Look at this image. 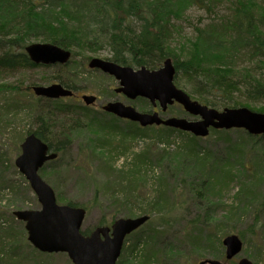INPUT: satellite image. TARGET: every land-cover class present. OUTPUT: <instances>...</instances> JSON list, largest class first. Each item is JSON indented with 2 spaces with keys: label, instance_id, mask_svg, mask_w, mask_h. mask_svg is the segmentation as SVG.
Here are the masks:
<instances>
[{
  "label": "rangeland",
  "instance_id": "rangeland-1",
  "mask_svg": "<svg viewBox=\"0 0 264 264\" xmlns=\"http://www.w3.org/2000/svg\"><path fill=\"white\" fill-rule=\"evenodd\" d=\"M211 1L213 3L208 8L186 5L181 9L180 16L173 19L175 26L171 29L169 42L174 53L183 60L191 62L193 59L191 44L197 28L231 15L237 0ZM242 1L252 3L251 9L256 15L264 13V0ZM31 42L42 41L33 39L26 44ZM70 52V60L64 65L19 67L11 71L0 69V264H72L65 253L49 254L34 248L27 240L24 222L13 214L16 210L40 209V203L29 182L15 166V159L21 152L20 144L26 134L39 127L38 116L43 113L49 118L45 124L46 134L53 145L60 147V151L57 158L45 163L38 173L51 186L58 203L67 204L72 201L85 208L83 230H92L101 221L139 216L147 210L148 221L126 237L125 246L127 240L134 237L140 238V243L137 252L131 256L123 257L121 254L123 264H136L141 258L139 252L144 254L149 251L142 243L149 236L150 249L154 253L151 264H198L206 258L225 261L222 244V248L207 245V230L213 232L212 239L220 236L222 240L224 236L233 233L241 238V251L228 263H235L245 257L254 264H264L260 236H253L248 231L254 217L253 207L242 199L241 192L237 194L241 187L248 188L250 181L249 175L241 171V166L248 164L252 167V164L247 160H238L236 162L239 167L235 165L234 156L227 159V153L237 154L235 151L238 149L233 150L232 146L235 144L236 148L238 142L245 143L248 150L253 149L255 155L260 143L257 138L252 140L243 129H236L238 131H231L228 135L209 133L200 138L197 147L209 153V163L233 171L229 180L220 183V186L216 185L212 191H209L208 183L217 175V170L212 172L214 168L209 163L205 167L206 171L199 170L194 162L178 150L177 147L184 141V136L178 132L162 135L159 139L150 135L153 132L134 140L127 139L125 150L118 148V151H124L125 156L120 154L116 157L115 153L108 155L104 150H95L94 144H100L99 130L91 124V116L100 120L113 117L120 130L130 126L129 121L104 113L100 106L105 102L119 100L134 106L138 111H151L155 108L160 111V108L153 107L147 99L130 100L115 93L112 88L117 81L112 76L87 67L92 57L111 58L112 53L107 45L93 46L92 49L75 48ZM236 61L238 69L255 66V62L248 58H237ZM260 74L264 78V65ZM60 78L70 82L80 95L86 93L99 96L96 104L84 112L76 109L84 106L80 97L47 100L34 96L31 91L34 85L59 82ZM174 84L196 100L190 93L191 85L185 76L180 75L174 79ZM235 94L241 103H247L243 106L262 112L260 109L264 108V99L252 102L240 93ZM180 110L182 107L175 103L161 114L198 118L183 110V115H179ZM114 123V119H110V126ZM69 126L71 129H68ZM144 147H149L144 168L147 171L143 172L144 176L131 192L123 175L129 169L126 165L129 159L125 157ZM260 168L256 194L257 198L264 200V163ZM158 179L163 182L165 191L160 197V192H156ZM255 231L260 232L258 227H255ZM240 233H243V238ZM198 241V249H195Z\"/></svg>",
  "mask_w": 264,
  "mask_h": 264
},
{
  "label": "trees",
  "instance_id": "trees-1",
  "mask_svg": "<svg viewBox=\"0 0 264 264\" xmlns=\"http://www.w3.org/2000/svg\"><path fill=\"white\" fill-rule=\"evenodd\" d=\"M212 3L211 0H0V69L11 71L19 67L39 66L32 63L24 51H18L24 49L26 43L33 39L50 42L67 50L84 47L92 49L93 46L107 45L112 53L109 60L121 65L156 69L166 58H171L175 68L174 79L180 75L185 76L191 85L190 93L197 101L209 107L222 109L247 105L246 102L241 103L235 93L242 94L249 101L259 102L264 99V78L260 74L264 65V13L256 15L251 9L252 3L237 0L231 15L224 17L220 22L197 28V34L191 44L193 52L191 62L176 55L170 45L171 20L177 19L186 5L194 4L208 8ZM243 57L254 61L255 66H243L238 69L235 66L236 59ZM59 82L67 88L76 90L70 82L61 78ZM87 108L79 106L76 109L85 112ZM260 110L263 112L264 108ZM46 115L43 113L38 116L39 127L33 132L45 141L51 150L58 153L60 147L53 145L46 134L45 124L49 121ZM179 115H183L182 110ZM90 118L91 124L99 130L100 144H94L95 150L101 149V152L105 151L104 153L108 155L115 153L116 157L120 154L125 156L124 151H118V148L122 147L125 150L127 139L134 140L150 132H153L150 134L153 138L159 139L162 135L178 132L184 136L182 137L184 141L177 149L194 162L199 170L206 171L209 153L197 147L199 137L169 127L142 128L130 122L127 129L120 130L113 117L108 120H100L95 116ZM110 119H114L113 126L109 124ZM68 129H71V126ZM231 131L238 130L211 129L210 133L228 135ZM248 136L252 140L257 138L260 142L255 155L253 149L248 150L245 143L238 142L236 148L235 144L232 146L233 150L238 149L235 151L237 154L227 153V159L234 156V162L247 160L252 164V167L248 164L241 166V171L249 175L250 181L248 188L241 187L237 194L241 192L242 199L253 207L254 217L248 231L253 236H260L259 244H262L264 249V200L257 198L256 194L259 172L262 169L259 167L264 163V134ZM148 149L149 147H144L139 152L125 157L129 159V163L126 164L129 169L123 175L131 187V192L144 176L143 172L147 171L144 168L147 164ZM209 164L214 168L212 172L217 170V175L211 172V175H214L213 180L207 181L209 191H212L216 185L220 186V183L229 180L233 171L224 170V166H216L212 162ZM235 165L240 167L237 162ZM156 185V192H160L158 197L164 195L163 182L158 179ZM67 204L77 206L72 201H68ZM142 212L146 214L147 210ZM113 220L101 221L98 225H109ZM255 227H258L259 233L255 231ZM89 232V229L83 230L84 234ZM212 235L213 232L207 230L205 236L207 245L222 248L220 236L212 239ZM240 236L243 238V233H240ZM150 239L149 236L142 241L149 251L144 254L139 252L141 258L136 264L152 263L154 253L150 249ZM127 241L131 243L126 242V246L123 245V252L121 251L123 257L137 252L140 238L134 237ZM198 245L199 241L194 248L198 249ZM215 253L219 256V253ZM120 256L116 264H123Z\"/></svg>",
  "mask_w": 264,
  "mask_h": 264
},
{
  "label": "water",
  "instance_id": "water-1",
  "mask_svg": "<svg viewBox=\"0 0 264 264\" xmlns=\"http://www.w3.org/2000/svg\"><path fill=\"white\" fill-rule=\"evenodd\" d=\"M29 59L35 64H65L71 52L50 42H31L24 48ZM90 69H98L112 75L118 81L115 92L129 99L143 97L161 111L168 105L178 103L183 110L197 119L186 117H162L159 112L138 111L130 104L118 100L108 101L102 110L119 118L137 122L140 126L164 125L188 132L196 137H205L212 129H244L249 134H264V112H256L248 107H224L216 109L192 99L184 90L174 84L175 68L171 58H166L156 69L145 66L133 68L114 61L92 57L88 60ZM36 96L56 99L73 95V91L60 83L34 85L31 87ZM85 105L95 102L93 94L81 96ZM21 152L15 159L18 168L34 191L40 209L16 210L13 212L22 220L27 232V240L41 252L66 253L72 264H116L125 237L142 226L149 216L119 217L110 226H95L88 234L81 230L86 210L81 206L59 204L51 186L46 183L38 170L47 161L54 160L57 153L51 151L46 142L34 132L25 136L20 144ZM224 257L231 260L242 249L243 242L237 234L222 238ZM198 264H230L218 259L206 258ZM235 264H254L242 257Z\"/></svg>",
  "mask_w": 264,
  "mask_h": 264
},
{
  "label": "flooded vegetation",
  "instance_id": "flooded-vegetation-1",
  "mask_svg": "<svg viewBox=\"0 0 264 264\" xmlns=\"http://www.w3.org/2000/svg\"><path fill=\"white\" fill-rule=\"evenodd\" d=\"M117 85L118 84H116L112 89L114 90L116 87H117ZM115 91V90H114ZM118 94V93H117ZM120 94V93H119ZM77 97H80V94H79V92H77V90L76 91H74V94L71 96V97H67V98H70V99H75V98H77ZM99 99V96H96V102H97V100ZM110 101V100H109ZM96 102H95V104H96ZM94 104V105H95ZM93 105V106H94ZM154 110H157L156 108L154 109Z\"/></svg>",
  "mask_w": 264,
  "mask_h": 264
},
{
  "label": "bare ground",
  "instance_id": "bare-ground-1",
  "mask_svg": "<svg viewBox=\"0 0 264 264\" xmlns=\"http://www.w3.org/2000/svg\"><path fill=\"white\" fill-rule=\"evenodd\" d=\"M233 7H235V6H233ZM218 22H220V20ZM170 25H171V27H170L171 29L175 26L174 20H171Z\"/></svg>",
  "mask_w": 264,
  "mask_h": 264
}]
</instances>
